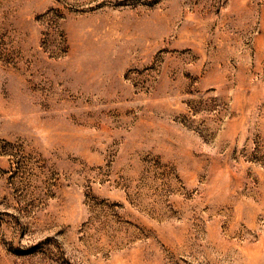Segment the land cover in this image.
<instances>
[{
    "label": "rangeland",
    "instance_id": "1",
    "mask_svg": "<svg viewBox=\"0 0 264 264\" xmlns=\"http://www.w3.org/2000/svg\"><path fill=\"white\" fill-rule=\"evenodd\" d=\"M0 264H264V0H0Z\"/></svg>",
    "mask_w": 264,
    "mask_h": 264
}]
</instances>
